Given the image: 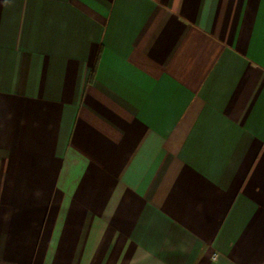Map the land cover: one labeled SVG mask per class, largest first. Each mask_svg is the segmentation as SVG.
Segmentation results:
<instances>
[{
  "label": "crops",
  "instance_id": "obj_1",
  "mask_svg": "<svg viewBox=\"0 0 264 264\" xmlns=\"http://www.w3.org/2000/svg\"><path fill=\"white\" fill-rule=\"evenodd\" d=\"M0 264H264V0H0Z\"/></svg>",
  "mask_w": 264,
  "mask_h": 264
},
{
  "label": "built area",
  "instance_id": "obj_2",
  "mask_svg": "<svg viewBox=\"0 0 264 264\" xmlns=\"http://www.w3.org/2000/svg\"><path fill=\"white\" fill-rule=\"evenodd\" d=\"M218 256H219L218 253H215V254L213 255V260H216Z\"/></svg>",
  "mask_w": 264,
  "mask_h": 264
}]
</instances>
